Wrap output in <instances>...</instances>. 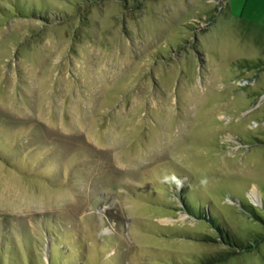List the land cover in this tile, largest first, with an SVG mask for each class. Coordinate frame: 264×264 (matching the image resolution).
I'll return each mask as SVG.
<instances>
[{
  "label": "rangeland",
  "instance_id": "rangeland-1",
  "mask_svg": "<svg viewBox=\"0 0 264 264\" xmlns=\"http://www.w3.org/2000/svg\"><path fill=\"white\" fill-rule=\"evenodd\" d=\"M249 204L264 0H0V264H202Z\"/></svg>",
  "mask_w": 264,
  "mask_h": 264
},
{
  "label": "trees",
  "instance_id": "trees-1",
  "mask_svg": "<svg viewBox=\"0 0 264 264\" xmlns=\"http://www.w3.org/2000/svg\"><path fill=\"white\" fill-rule=\"evenodd\" d=\"M13 7H14V10L17 11V13H19V14H26L27 12H25V10H27L28 13H30L33 18H38V17H40V15H42L41 18L42 17L44 18L43 14H42L43 10L40 8H34V9L30 10V7L21 6V4L19 5V3L14 5ZM45 19L47 20V18H45ZM186 205H187L189 211L195 215L194 212H195L196 208H192L193 206H191L190 202H186ZM263 209H264V207H263ZM249 212L257 220L261 221L264 224V217L262 216L261 212L258 211V208L256 206H254L253 204H249ZM201 217H207L208 218L207 215H204ZM209 220L211 223L212 222L211 219H209ZM220 224H221V226L218 227V233H219L218 237L223 241L224 245L227 246L228 250L226 252H222V253L217 254V255H213L210 257L203 258V260H201L202 264H224L225 262H227L230 258L234 257L235 255H239L243 252H250V251L254 250L257 245H259L262 241H264V233H259L252 240H244V239H241L240 237H238L236 235L234 237H230L229 235H227V232H230L228 230V228L226 226H224L221 222H220ZM211 225H212V223H211Z\"/></svg>",
  "mask_w": 264,
  "mask_h": 264
}]
</instances>
